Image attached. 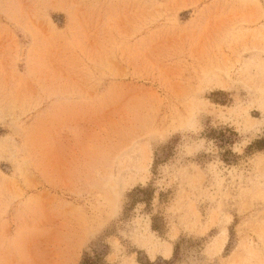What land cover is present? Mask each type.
<instances>
[{"label":"rangeland","instance_id":"rangeland-1","mask_svg":"<svg viewBox=\"0 0 264 264\" xmlns=\"http://www.w3.org/2000/svg\"><path fill=\"white\" fill-rule=\"evenodd\" d=\"M84 259L264 264V0H0V264Z\"/></svg>","mask_w":264,"mask_h":264},{"label":"trees","instance_id":"trees-1","mask_svg":"<svg viewBox=\"0 0 264 264\" xmlns=\"http://www.w3.org/2000/svg\"><path fill=\"white\" fill-rule=\"evenodd\" d=\"M89 261L90 260H88V259H86V260L84 259L81 264H89Z\"/></svg>","mask_w":264,"mask_h":264},{"label":"bare ground","instance_id":"bare-ground-1","mask_svg":"<svg viewBox=\"0 0 264 264\" xmlns=\"http://www.w3.org/2000/svg\"><path fill=\"white\" fill-rule=\"evenodd\" d=\"M133 112V111H132ZM135 112V111H134ZM131 114V113H130ZM50 233H48V235H49ZM56 236V235H55ZM60 237V236H59ZM51 239H53V238H51ZM58 239V238H57ZM50 240V239H49ZM51 241V240H50ZM55 241V240H54ZM62 241V240H61ZM61 247V246H60ZM69 248V247H68ZM72 258V257H71Z\"/></svg>","mask_w":264,"mask_h":264}]
</instances>
